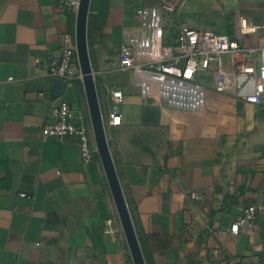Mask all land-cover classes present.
<instances>
[{"label":"crops","instance_id":"crops-1","mask_svg":"<svg viewBox=\"0 0 264 264\" xmlns=\"http://www.w3.org/2000/svg\"><path fill=\"white\" fill-rule=\"evenodd\" d=\"M164 1L92 0L89 16L105 115L108 88L124 93L121 125L107 137L146 264H264V108L247 100L260 53L245 75L228 56L192 80L112 69L137 10ZM195 4L264 21V0H185L180 11ZM71 16L61 0H0V264H133L98 161L82 164L77 138L42 135L47 70L74 33ZM262 35L246 44L264 46ZM61 98L82 114L78 83ZM248 206L254 225L232 233Z\"/></svg>","mask_w":264,"mask_h":264},{"label":"built area","instance_id":"built-area-1","mask_svg":"<svg viewBox=\"0 0 264 264\" xmlns=\"http://www.w3.org/2000/svg\"><path fill=\"white\" fill-rule=\"evenodd\" d=\"M62 8L76 15L80 0H61ZM180 6L171 0L151 8H140L137 16L140 24L125 30V39L118 57L112 64L113 70H151L183 80H192L199 72L208 71L223 56L232 59L235 70L247 74L245 64L258 52L261 63L257 70L254 92L247 100L264 108V46L243 44L241 39L212 29H194L180 25L175 34L168 31V15L180 11ZM259 31V32H258ZM264 37V21L252 29ZM254 36L253 34H251ZM264 39V38H263ZM48 78L61 79L66 83L82 80L77 45L74 34H65L60 45V56L53 59L47 70ZM110 106L105 115L108 128L121 125V106L124 93L119 88H108ZM42 98L45 94L41 95ZM46 112L42 135L44 138H77L81 148V162L91 165L96 159L97 147L87 124L81 115L75 113L72 105L62 98L50 101ZM21 196L25 197V194ZM195 200L203 198L201 193H191ZM257 208L248 206L232 225L231 231L238 234L254 225ZM108 225H113L109 220ZM232 264H237L236 262Z\"/></svg>","mask_w":264,"mask_h":264},{"label":"water","instance_id":"water-1","mask_svg":"<svg viewBox=\"0 0 264 264\" xmlns=\"http://www.w3.org/2000/svg\"><path fill=\"white\" fill-rule=\"evenodd\" d=\"M91 4L92 0H80V5L75 15V40L77 45L79 65L82 73V82L88 102L97 151L114 199L122 230L129 247L132 263L146 264L128 203L126 201L121 181L112 157V152L101 111L98 89L96 86V78L90 61L88 45V20L90 16ZM50 80L54 88L51 94V101H55L65 94L67 83L64 80L57 78Z\"/></svg>","mask_w":264,"mask_h":264},{"label":"rangeland","instance_id":"rangeland-1","mask_svg":"<svg viewBox=\"0 0 264 264\" xmlns=\"http://www.w3.org/2000/svg\"><path fill=\"white\" fill-rule=\"evenodd\" d=\"M171 1H176V3L180 6L181 3H184L185 0H171ZM195 7V11H186L184 10L183 12H175L173 14L168 15L167 18V26H168V31L171 32L172 34H175V32L178 30L180 25H187V26H204L209 29L215 30L220 33H225L230 36H233L234 38L241 39L243 44L249 41L251 37H253L251 34L258 35L259 31L256 33L252 32L253 27L257 26L253 24L254 22L250 21L249 18L244 15V14H238V13H233L229 11V4L225 5L222 7V11L220 12L218 9L214 10H209L207 7L203 6L202 4H195L193 5ZM181 7V6H180ZM181 10V9H180ZM188 12V13H187ZM258 18L257 15H255L254 19ZM192 22V23H191ZM192 24V25H191ZM74 25H76V16L74 17ZM197 28V27H196ZM199 28V27H198ZM201 28V27H200ZM74 36H75V26H74ZM88 45H89V20H88ZM90 49V48H89ZM90 53V51H89ZM90 61L93 69V62L91 59L90 55ZM94 71V70H93ZM95 75V74H94ZM79 84L81 89L83 90V112L81 116L83 117L85 124H87L88 128L90 129L93 142L96 145L95 138H94V131H93V126H92V121H91V116L89 112V107H88V102L86 99L85 91H84V85L82 80H77L74 81ZM97 86V82H96ZM98 89V88H97ZM99 95V94H98ZM101 106V104H100ZM102 111V108H101ZM103 119H104V124L106 127V133L108 132V127L106 125L105 121V114L102 111ZM97 147V146H96ZM113 157V154H112ZM114 160V158H113ZM96 161L100 164V167L102 169L103 175L106 180V190L107 194L109 196L110 202L114 208L115 212V218L117 222L121 225L120 219L117 213V209L114 203V199L102 166V162L100 159V156L98 154V151L96 153ZM115 163V161H114ZM132 260V259H131Z\"/></svg>","mask_w":264,"mask_h":264},{"label":"trees","instance_id":"trees-1","mask_svg":"<svg viewBox=\"0 0 264 264\" xmlns=\"http://www.w3.org/2000/svg\"><path fill=\"white\" fill-rule=\"evenodd\" d=\"M71 14H72V16H71L72 22L74 23V17H75V15L73 13H71ZM92 22H93V17L91 16L90 17V20H89V33L91 31Z\"/></svg>","mask_w":264,"mask_h":264}]
</instances>
